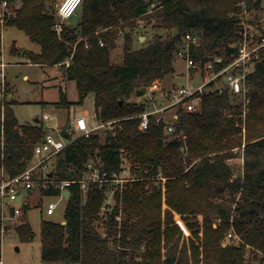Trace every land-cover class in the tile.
<instances>
[{
	"label": "trees",
	"instance_id": "obj_1",
	"mask_svg": "<svg viewBox=\"0 0 264 264\" xmlns=\"http://www.w3.org/2000/svg\"><path fill=\"white\" fill-rule=\"evenodd\" d=\"M16 1L20 6L6 15L4 27L22 30L40 46L29 60L61 65L62 76L75 82L78 104L93 95L94 114L101 123L127 118L113 130L100 128L87 137H76L52 158L48 174L53 172L56 180H78L88 162L100 164L107 173L117 172L125 155L133 168H140L137 175L145 177L117 187L114 203L103 215L106 187L91 184L83 194L72 184L65 224L48 220L40 224L42 260L60 264H248L249 252L264 262V52L248 75L244 120L239 117L243 112L240 98L227 91L211 92L201 95L196 112L170 108L177 115L169 118L172 133H167L164 123L150 122L141 130L136 116L145 105L130 100L137 90L173 74L175 53L185 32L202 33L200 45L190 51L201 66L211 58L221 59L213 61L216 71L227 65L235 52L232 45L239 37L241 14L246 11L253 16L251 23H259L264 18V0H82L78 26H65L60 34L54 29L58 0H7L9 8ZM153 2L156 6L146 13ZM141 19L143 28L153 34L136 48ZM120 32L122 60L115 64L111 50ZM8 95L4 89L0 98V170L13 177L28 167L34 146L46 130L39 120L19 124L12 108L15 101ZM61 96L55 105L68 106ZM242 145V174L233 178L227 161ZM158 171L166 178L164 191L152 182ZM42 191L58 194L53 187ZM173 211L191 229L190 239L181 241L184 235L174 222ZM15 232L22 242L33 237L24 218ZM229 233L238 238L237 243L228 238Z\"/></svg>",
	"mask_w": 264,
	"mask_h": 264
},
{
	"label": "built area",
	"instance_id": "obj_2",
	"mask_svg": "<svg viewBox=\"0 0 264 264\" xmlns=\"http://www.w3.org/2000/svg\"><path fill=\"white\" fill-rule=\"evenodd\" d=\"M82 0H61L56 7V19L58 23L54 25V29L58 34L61 31V24L67 21L79 9ZM156 6L153 2L149 5L146 13H151ZM9 12L7 0H0V40L1 33L4 28L5 18ZM243 15V16H242ZM241 15L239 37L233 43L232 48L235 52L232 55V60L219 70L214 69L213 61L220 62L221 59H210L209 62L201 66L195 61L190 54L192 47L200 45L202 33L200 30L185 32L181 35V40L178 49L175 53V58L183 60L186 63L187 75L183 81H179L171 89L169 93V101L157 107L151 103L152 94L160 89L161 81H154L144 91V95L138 98V103L145 105V110L138 114L139 126L141 130H146L150 122L153 125L165 124L167 133H172L174 127L166 121L165 112L172 107L181 108L185 112H196L200 108V98L204 93H223L229 92L233 97L240 98L243 104V112L239 116L244 120L247 112L246 105L249 102L247 93L249 90L248 75L251 72L253 65L257 62L261 54L264 52V18L259 20V23H251L253 16L244 11ZM103 45V43H100ZM69 65V61L65 62V66ZM4 64L0 61V78H3ZM189 73H193L192 78L198 77L201 82L197 85L191 83ZM183 83L182 87L179 84ZM4 93V85L0 82V98ZM176 114L172 113V117L176 118ZM131 118V117H128ZM152 118V120H151ZM48 114L42 115V126L46 130L42 140L34 146L33 158L28 167L20 174L10 177L3 170H0V238L1 241L5 236L15 232L18 225L23 222V212L16 205L19 197H25L30 190L39 187L41 190L55 188L58 190L60 198H64L62 192L69 191L72 184H77L80 191L85 194L91 184H97L100 188L112 186L124 187L125 182L142 181L145 179L140 173V168H133L131 161L123 155L119 170L107 173L100 164L88 162L84 176L78 180H56L48 174L50 171V161L52 158L61 152L69 145L76 137L89 136L92 132L100 128L113 130L118 122L127 118H120L102 122L100 126L89 127L84 116H79L75 119L72 126H69L65 133L56 138L46 124L50 120ZM244 126L242 132H244ZM185 135H181L184 139ZM231 159L227 161L230 163ZM166 178L161 171L153 174L152 182L157 188H161ZM114 189V190H115ZM26 193H22L23 191ZM107 196L105 203L101 207L100 215H103L105 209L110 204L109 199L113 196V192ZM70 192V191H69ZM70 196V195H69ZM67 200V199H66ZM56 203H49L46 209L48 215L54 214ZM118 219V218H117ZM228 238H236L233 233L228 234ZM0 264L1 260H0Z\"/></svg>",
	"mask_w": 264,
	"mask_h": 264
},
{
	"label": "rangeland",
	"instance_id": "obj_3",
	"mask_svg": "<svg viewBox=\"0 0 264 264\" xmlns=\"http://www.w3.org/2000/svg\"><path fill=\"white\" fill-rule=\"evenodd\" d=\"M54 9L56 12L57 4ZM20 6V1H16L14 5L9 8L12 12L14 8ZM81 7L65 22L61 24L63 27H77L81 19ZM243 14V13H242ZM241 14V15H242ZM264 15V5L263 13ZM243 16V15H242ZM58 23L55 19V24ZM139 31L135 36L139 35L141 40L134 41V47H139L145 39L150 38L153 31L143 28L144 21L139 20ZM61 32V31H60ZM122 33H119V39L116 41V46L111 50V61L115 64H120L122 60ZM1 57L0 61L4 64L3 78L0 82L4 85L5 91L12 94L9 98L14 99L15 103L12 105L16 118L20 124H33L36 119L42 123V115L48 114L50 120L46 123L49 126V131L56 137L62 133V128L73 125V119L77 115L85 117L89 127L100 126L101 121L97 119L94 114L93 95L86 96L82 104H78V94L75 87V82L65 79L62 76V67L34 64L29 60L30 54H36L40 51V46L31 41V39L20 29L16 27H4L1 33ZM173 74L162 80L160 89L154 91L152 94L151 103L159 107L169 101V93L171 89L179 81H183L187 75L186 63L183 60L174 59ZM193 73H189L192 78ZM200 79L194 77L191 79L193 85L199 84ZM63 93L65 101L69 102L68 106H56ZM131 101L137 102L138 98L132 95ZM173 110L169 109L165 112V119L169 122V118ZM102 130H104L102 128ZM100 130V131H102ZM245 131V130H244ZM244 133V132H243ZM243 146L234 150L235 157L231 160L230 166L233 172V178H237L242 174L243 168ZM51 163V162H50ZM166 181V180H165ZM164 181V182H165ZM131 182H125L124 186ZM164 183L159 190L164 191ZM115 188L108 186L106 190L107 196ZM238 198V197H237ZM110 204L114 203L113 197L109 199ZM49 203H56L54 214L48 215L46 209ZM67 200L60 198L59 194H46L39 187L30 190L25 197H19L16 205L22 209L23 218L30 224L33 237L30 241L22 242L16 232L5 236L1 241V263L2 264H60L57 262L43 261L41 257V237L40 224L43 220L52 221L54 223H62L64 221V212ZM27 206V209L25 208ZM165 209L166 206L163 205ZM173 218L175 224L180 228L183 238H191V229L184 225V221L180 214L173 211ZM101 227L99 230H102ZM103 232V230L101 231ZM186 236V237H185ZM194 238V237H193ZM185 239V240H186ZM238 238H235L237 243ZM17 248V250H16ZM246 260L248 264H264L260 255L254 256L252 253H247ZM78 264V263H72Z\"/></svg>",
	"mask_w": 264,
	"mask_h": 264
},
{
	"label": "water",
	"instance_id": "obj_4",
	"mask_svg": "<svg viewBox=\"0 0 264 264\" xmlns=\"http://www.w3.org/2000/svg\"><path fill=\"white\" fill-rule=\"evenodd\" d=\"M140 39H141V38H140ZM211 60H213V58H211ZM182 86H183V83H180V84H179V87H182ZM144 93H145L144 90H137L136 93H135V96H136V97H141V96L144 95ZM37 120H38V119H36V121H37ZM49 175L52 176V175H53V172H50ZM22 193H26V191L24 190ZM62 194H63V196H64L65 199H68V198H69V195H70V192H69L68 190H65V191L62 192ZM62 224H65V221H63ZM225 245H226V244H224V246H225ZM16 250H17V248H16ZM64 264H70V263L65 262Z\"/></svg>",
	"mask_w": 264,
	"mask_h": 264
},
{
	"label": "crops",
	"instance_id": "obj_5",
	"mask_svg": "<svg viewBox=\"0 0 264 264\" xmlns=\"http://www.w3.org/2000/svg\"><path fill=\"white\" fill-rule=\"evenodd\" d=\"M140 38H141V37H139V41L141 40ZM11 95H12V94H9L8 96L10 97ZM79 116H83V114H82V115H77V116H75L74 119H73V123H74L75 119H76L77 117H79ZM93 116H95V114H93ZM38 120H39V119H38ZM38 120H37V121H38ZM19 124H20V123H19Z\"/></svg>",
	"mask_w": 264,
	"mask_h": 264
}]
</instances>
